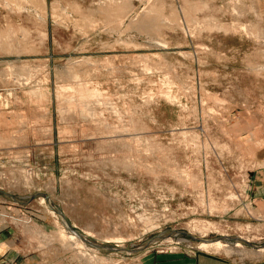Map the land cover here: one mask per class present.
<instances>
[{"label": "rangeland", "instance_id": "1", "mask_svg": "<svg viewBox=\"0 0 264 264\" xmlns=\"http://www.w3.org/2000/svg\"><path fill=\"white\" fill-rule=\"evenodd\" d=\"M197 253L264 262V0H0V264Z\"/></svg>", "mask_w": 264, "mask_h": 264}, {"label": "crops", "instance_id": "2", "mask_svg": "<svg viewBox=\"0 0 264 264\" xmlns=\"http://www.w3.org/2000/svg\"><path fill=\"white\" fill-rule=\"evenodd\" d=\"M8 249L6 251H8ZM13 255H15V252H13ZM151 264H248V263L237 261L235 259H230L228 256H222L220 254H215V253H197L193 256H185L183 254L155 255L152 258ZM252 264H264V262L262 263L254 262Z\"/></svg>", "mask_w": 264, "mask_h": 264}, {"label": "bare ground", "instance_id": "3", "mask_svg": "<svg viewBox=\"0 0 264 264\" xmlns=\"http://www.w3.org/2000/svg\"><path fill=\"white\" fill-rule=\"evenodd\" d=\"M72 236H74V235L72 234ZM201 244H202L201 245L202 247H213V246H215V247H218V248H222V247H226L227 246V244H225L222 240H215V241H213V240H202ZM239 244L240 243H238L236 245H239Z\"/></svg>", "mask_w": 264, "mask_h": 264}]
</instances>
